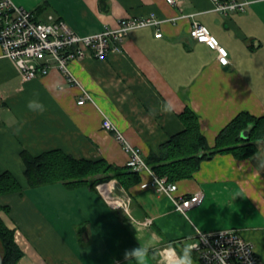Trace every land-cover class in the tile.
Masks as SVG:
<instances>
[{
    "label": "crops",
    "instance_id": "crops-1",
    "mask_svg": "<svg viewBox=\"0 0 264 264\" xmlns=\"http://www.w3.org/2000/svg\"><path fill=\"white\" fill-rule=\"evenodd\" d=\"M13 1L38 19L55 14L81 35L116 27L122 18L154 15L161 21L131 29L119 52L72 61L77 82L58 68L23 80L0 44V174L10 171L21 184L0 195L8 207L0 214L23 251L16 264H128L125 251L149 243L146 264H162L172 251L181 256L198 230L228 228L251 241L264 261V140L250 157L219 152L192 177L176 181L175 194L204 193L185 212L170 196L142 186L151 179L147 171L137 172L128 185L117 178L34 185L21 156L24 149L33 155L59 149L126 167L130 152L103 126L106 118L147 161L185 128L180 115L186 108L198 115L210 146L240 112L264 115V0L227 13L216 10L213 0ZM195 21L226 47L230 63H220L217 49L192 37ZM30 99L45 111H29ZM166 102L175 105L174 112L161 110ZM192 259L202 264L195 251Z\"/></svg>",
    "mask_w": 264,
    "mask_h": 264
},
{
    "label": "built area",
    "instance_id": "built-area-1",
    "mask_svg": "<svg viewBox=\"0 0 264 264\" xmlns=\"http://www.w3.org/2000/svg\"><path fill=\"white\" fill-rule=\"evenodd\" d=\"M167 1L177 3L182 0ZM213 1L215 9L223 13L231 10L246 11L250 2V0ZM160 22L154 15L128 17L120 19L116 27H107L97 33L81 35L55 14L50 13L46 19H38L33 11L16 4L13 0H0V44L4 55L15 61L23 80L46 75L52 69L58 68L67 75L69 81L77 82L70 70L72 61L88 56L105 58L113 52H119L131 29ZM190 34L198 41L217 49L220 63L223 65L230 63L228 50L211 34L206 25L195 21ZM156 35L161 36L162 31L158 30ZM85 101L86 99L81 97L78 103L82 104ZM103 126L115 131L130 152L127 166L135 172H149L151 179L144 181L143 187H152L170 196L177 208L183 212L204 200L203 191L175 194L178 189L177 182L170 181L167 176L158 175L143 157L141 149L127 142L111 119L106 118ZM111 200L113 204H126L116 199ZM190 244L197 245L193 251L197 253L202 264H221L222 260L224 264H264L258 257L254 244L234 228L211 232L198 230L196 240Z\"/></svg>",
    "mask_w": 264,
    "mask_h": 264
},
{
    "label": "trees",
    "instance_id": "trees-1",
    "mask_svg": "<svg viewBox=\"0 0 264 264\" xmlns=\"http://www.w3.org/2000/svg\"><path fill=\"white\" fill-rule=\"evenodd\" d=\"M185 128L172 135L161 146L159 153L147 158V163L160 176H167L170 181L192 177L203 160L219 152H232L238 158L250 157L257 151V141L264 140V115L254 116L242 111L219 133L216 144L210 146L201 130L198 115L191 108H186L180 115ZM250 128L245 137L243 132ZM26 165L25 174L34 185L62 181L67 184L106 181L117 178L128 185L136 181L137 172L127 165L121 167L104 160H88L66 154L59 149L33 155L27 149L21 151ZM21 184L10 171L0 174V195L18 191ZM8 207L0 203V212ZM0 241L3 251V264H16L23 251L15 240L14 230L3 220L0 214Z\"/></svg>",
    "mask_w": 264,
    "mask_h": 264
},
{
    "label": "clouds",
    "instance_id": "clouds-1",
    "mask_svg": "<svg viewBox=\"0 0 264 264\" xmlns=\"http://www.w3.org/2000/svg\"><path fill=\"white\" fill-rule=\"evenodd\" d=\"M27 108L31 112H44L45 106L37 99H30L27 102ZM161 110L165 113H172L175 111V105L171 102H166ZM153 115H155V110H153ZM19 132V129H17ZM152 247L151 243L148 245H139V247L126 250L124 253V259L129 262H134V264H146V260L150 255V248ZM197 247L195 244L186 245L183 249V254L176 257L174 251L171 252L170 256H164L162 259V264H194L192 259V251ZM221 264H224L223 260Z\"/></svg>",
    "mask_w": 264,
    "mask_h": 264
},
{
    "label": "water",
    "instance_id": "water-1",
    "mask_svg": "<svg viewBox=\"0 0 264 264\" xmlns=\"http://www.w3.org/2000/svg\"><path fill=\"white\" fill-rule=\"evenodd\" d=\"M249 131H250V128L246 129L244 132H243V136H247L249 134ZM3 260H4V257H3V252L0 250V264H3Z\"/></svg>",
    "mask_w": 264,
    "mask_h": 264
},
{
    "label": "rangeland",
    "instance_id": "rangeland-1",
    "mask_svg": "<svg viewBox=\"0 0 264 264\" xmlns=\"http://www.w3.org/2000/svg\"><path fill=\"white\" fill-rule=\"evenodd\" d=\"M0 248H2L1 241H0Z\"/></svg>",
    "mask_w": 264,
    "mask_h": 264
}]
</instances>
